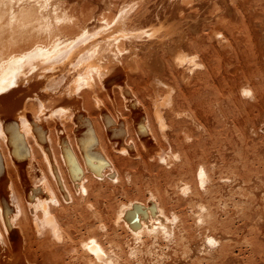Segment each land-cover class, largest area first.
<instances>
[{"label":"bare ground","instance_id":"bare-ground-1","mask_svg":"<svg viewBox=\"0 0 264 264\" xmlns=\"http://www.w3.org/2000/svg\"><path fill=\"white\" fill-rule=\"evenodd\" d=\"M0 264H264V0H0Z\"/></svg>","mask_w":264,"mask_h":264},{"label":"snow or ice","instance_id":"snow-or-ice-1","mask_svg":"<svg viewBox=\"0 0 264 264\" xmlns=\"http://www.w3.org/2000/svg\"><path fill=\"white\" fill-rule=\"evenodd\" d=\"M210 243H211V241H210Z\"/></svg>","mask_w":264,"mask_h":264}]
</instances>
